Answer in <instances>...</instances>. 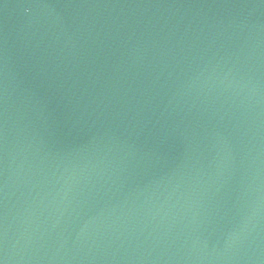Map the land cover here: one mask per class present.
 <instances>
[{"label": "water", "instance_id": "obj_1", "mask_svg": "<svg viewBox=\"0 0 264 264\" xmlns=\"http://www.w3.org/2000/svg\"><path fill=\"white\" fill-rule=\"evenodd\" d=\"M0 264H264V0H0Z\"/></svg>", "mask_w": 264, "mask_h": 264}]
</instances>
